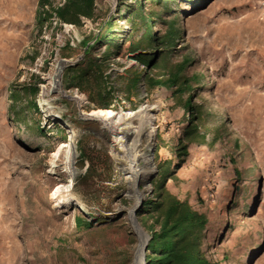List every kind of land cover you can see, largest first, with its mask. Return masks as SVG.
<instances>
[{"label":"rangeland","instance_id":"374dc122","mask_svg":"<svg viewBox=\"0 0 264 264\" xmlns=\"http://www.w3.org/2000/svg\"><path fill=\"white\" fill-rule=\"evenodd\" d=\"M45 1L39 6L35 0L0 1V239L19 235V244H7L9 255L18 250L19 259L5 262L0 257V264H132L137 243L128 220L133 179L115 160L117 142L92 118L95 113L108 114L114 128L142 135L132 145L137 155L143 153L137 166L145 170L133 217L146 235L144 245L153 218L139 212L138 205L156 195L165 173L164 189L206 219L201 251L208 264H264V0L170 2L181 33L165 62L185 56L183 75L199 77L181 93L173 92L174 87L148 88L143 81L128 87L133 66L119 68L134 60L126 50L129 36L137 38L127 9L135 8L136 0H95L92 24L108 17L111 28L106 40L88 52L99 57L105 42L110 43L104 71L112 68L107 75L112 100L103 108L87 99L83 111L74 107L61 80L67 64L62 59L79 50L61 47L52 61L60 42L54 29H47L48 19L36 25V9L50 13L56 3ZM143 4L154 7L151 0ZM153 27L158 33L164 29L159 21ZM58 61V86L47 92L48 75ZM36 68L48 72L41 93L37 87L34 96L37 110L25 107L20 119H11L8 90L38 83L30 71ZM148 72L154 75L155 70ZM187 99L201 113L205 141L184 139L186 154L179 155L177 138L191 115ZM46 109L55 117L45 116ZM65 125L73 132L75 148L71 193L81 207L57 206L51 197L54 186L67 181L60 160L49 162L50 153L66 140ZM81 151L95 161L89 187L76 182L89 160L80 161ZM74 218L89 221V227L75 226ZM3 247L1 242L0 251Z\"/></svg>","mask_w":264,"mask_h":264},{"label":"trees","instance_id":"16d2710c","mask_svg":"<svg viewBox=\"0 0 264 264\" xmlns=\"http://www.w3.org/2000/svg\"><path fill=\"white\" fill-rule=\"evenodd\" d=\"M94 0H65L61 5L55 6L52 13L57 18L65 22H78V16H91L92 4ZM172 0H151L154 7L146 9L144 0H136L135 8L127 9L130 29L136 33L135 39L129 36L127 40V52L142 65V71L137 75L138 70L133 66L128 78V87L134 88L139 81H143L148 88L153 86L174 87L175 93L189 90V84H196L199 77L191 74L188 77L183 75L185 67L188 65L187 57H181L179 61L166 64L165 59L175 50L181 29L177 24L176 12L171 9ZM38 6L46 4L45 0H38ZM51 13H44L40 9L35 11V22L38 27L47 20ZM160 22L164 29L158 33L153 28L154 23ZM110 24L106 21L102 26L99 36V44L106 40L110 32ZM81 42V46L85 44ZM106 49L102 55L95 57L88 51L73 65L63 68L61 80L65 88L76 87L87 94V99L96 107L109 108L112 100V86L107 81L108 76L104 75L105 61L111 54L108 51L109 42H105ZM149 48V51L144 50ZM158 50H157V49ZM155 70L154 75H150L149 70ZM36 82L24 83L19 86L22 94L31 97L26 105L19 106L18 110H13L15 103L20 100V93L9 89L8 108L11 119H20L25 107L36 111L34 96L37 92ZM188 112L191 114L188 123L183 130L182 137L177 138V154H186V142L205 141L204 131L200 126L201 113L198 109L190 106L189 99L186 100ZM143 113V107H140ZM84 152H80V161L83 157L88 158V163L83 174L77 178L78 185L89 187L90 179L95 176V161L90 157H85ZM165 173L156 187V195L146 198L139 206V212H146L153 218L147 229L149 239L147 240L143 260L146 264H208L201 251L202 229L206 222L204 215L191 209L186 200L178 199L175 195L164 189L163 181L169 178ZM74 225L88 228L89 221L82 222L74 218Z\"/></svg>","mask_w":264,"mask_h":264},{"label":"bare ground","instance_id":"6f19581e","mask_svg":"<svg viewBox=\"0 0 264 264\" xmlns=\"http://www.w3.org/2000/svg\"><path fill=\"white\" fill-rule=\"evenodd\" d=\"M61 67V61H58L53 66L52 73L48 75L49 88L47 92L57 88L59 83L58 77L60 74ZM44 115L48 117H55L54 114L47 109L44 111ZM92 118L99 121L103 125V127L111 133V138L116 140L117 147L115 151V160L122 163L121 168L126 170V177H132L133 179L129 187V194L133 198L134 204L128 209V220L130 222L134 234L136 235L137 243L133 249L132 264H144V260L142 262V251L145 249L144 243L146 235L139 228L133 217L134 208L136 207L141 196V192L137 190V184L144 181L143 175L145 173V170L137 166V161L138 159L143 157V153L141 152L139 155H137L135 153V149L132 148V145L133 143H136L138 140H140L142 135L140 133L134 134L114 128L112 119L109 117L108 114L95 113ZM65 128L67 131L66 140L59 142L55 150L50 153L49 162L52 164L54 161L60 160L62 169L64 173L67 174V181L64 184L55 185L51 192V197L53 198L55 205L57 206H64L71 203L81 207V204L77 202V200L71 193V184L73 182L72 179L74 176L73 162L75 156V148L72 143L73 132L71 128L66 125ZM146 164L148 165L147 162Z\"/></svg>","mask_w":264,"mask_h":264},{"label":"built area","instance_id":"2783aa9c","mask_svg":"<svg viewBox=\"0 0 264 264\" xmlns=\"http://www.w3.org/2000/svg\"><path fill=\"white\" fill-rule=\"evenodd\" d=\"M65 0H56L55 6L61 5ZM95 4V0L93 1L92 6ZM45 6V5H44ZM54 6V7H55ZM46 7V6H45ZM112 9V5H111ZM51 15L47 18L48 19V28L50 31L54 29L53 36L55 40H58L60 43L58 44V48L54 50L53 54V60H55V56L57 53V50L61 47H68L72 49H78L79 54L75 57H69L68 59L63 58L62 60L66 62L65 66L67 65H73L82 57L84 52L89 51L90 49H94L99 44V36L101 34L102 26L107 21L108 17H105L104 19H101L100 23H94L92 24V17H86L79 15L78 16V22L72 23V22H65L61 21L59 18L55 16L54 13L50 12ZM43 31L46 29V25L42 27ZM45 38H49V36L46 35ZM86 41L83 46H81L82 41ZM42 61H39L40 64L38 67L42 66ZM52 61L48 62V67L52 66ZM70 63H69V62ZM129 66H134L138 70L142 69V65H139L137 62H135L132 59H129V62H126L122 67L119 68V71H123ZM112 68L107 69L103 72L104 75H108ZM31 72H34L39 79V82L36 83V86L40 89L39 93H41V89L44 87V84H41V82L47 77L48 72H40L37 68L30 70ZM61 74V73H60ZM68 95L72 96L73 99H70L71 102L74 104V107L82 111L85 109V107L89 104L87 97L84 95L82 91H80L76 87H71L66 90ZM81 101V104L78 105V102Z\"/></svg>","mask_w":264,"mask_h":264},{"label":"crops","instance_id":"0c3cea01","mask_svg":"<svg viewBox=\"0 0 264 264\" xmlns=\"http://www.w3.org/2000/svg\"><path fill=\"white\" fill-rule=\"evenodd\" d=\"M0 1H3V0H0ZM5 1H9V0H5ZM13 1H15V3H17V4H19V0H13ZM37 1L38 0H35V3H37ZM23 84V83H22ZM20 86V85H19ZM11 90V89H10ZM14 89H12V91H13ZM15 91H17L18 93H20V95H22L21 96V98H20V100L19 101H17L16 103H15V107H13V110L15 111V110H18L19 109V106H24V105H26V103H27V101L28 100H30L31 99V97L30 96H28V95H26V94H22V91H20L19 90V87H18V90H14V92ZM8 99H9V90H8ZM10 101V103H11V100H9ZM22 104H24V105H22ZM8 114H9V112H8ZM9 116H10V114H9ZM1 242H2V244L4 245V247L3 248H1V251H0V257H1V259H3V260H5V262L9 259V258H14V259H19V251L18 250H16L15 251V254H13V255H9V253H8V251H9V249H8V247H7V244L8 243H12V244H19V235H16V236H12V238H10V237H8V236H4V237H2L1 239ZM0 242V243H1ZM6 264V263H5Z\"/></svg>","mask_w":264,"mask_h":264},{"label":"water","instance_id":"95a60500","mask_svg":"<svg viewBox=\"0 0 264 264\" xmlns=\"http://www.w3.org/2000/svg\"><path fill=\"white\" fill-rule=\"evenodd\" d=\"M74 64V63H73ZM141 205V202L139 203V205L138 206H140ZM149 239V236H147V240ZM146 246V245H145ZM145 250V249H144ZM144 264H146L145 263V261H144Z\"/></svg>","mask_w":264,"mask_h":264}]
</instances>
